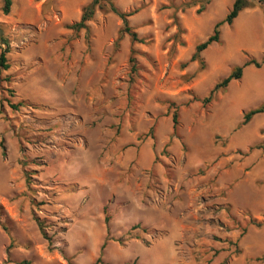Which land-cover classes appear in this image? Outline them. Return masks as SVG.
Segmentation results:
<instances>
[{
	"label": "rangeland",
	"instance_id": "rangeland-1",
	"mask_svg": "<svg viewBox=\"0 0 264 264\" xmlns=\"http://www.w3.org/2000/svg\"><path fill=\"white\" fill-rule=\"evenodd\" d=\"M90 1L12 0L5 15L0 0V264H93L104 241L108 264H264V113L242 124L264 103V64L202 101L264 56L261 6L221 27L200 69L182 64L234 0H115L138 10L143 42L112 13L66 28Z\"/></svg>",
	"mask_w": 264,
	"mask_h": 264
},
{
	"label": "trees",
	"instance_id": "trees-1",
	"mask_svg": "<svg viewBox=\"0 0 264 264\" xmlns=\"http://www.w3.org/2000/svg\"><path fill=\"white\" fill-rule=\"evenodd\" d=\"M211 0H205L204 5L208 4ZM257 2L263 12H264V0H234L231 6V9L227 13V15L218 22L215 23L212 33L202 42H199L194 49L193 54L189 58V60L182 64V67H186L189 62L199 61L200 62V69L204 68V64H201L202 61L200 60V54L202 51L207 49L211 44L213 43H220V36H221V27L224 24L232 25L233 21L239 16V14L244 11L245 9L254 7V3ZM196 0H189L181 3L182 10H185L187 8H191L196 5ZM204 5L200 6V8L197 10L199 13L203 8ZM12 7V0H3V6H2V12L5 15H8L11 12ZM96 11H101L103 13H112L122 21V26L120 28L121 34H127L129 35L132 42H143V39H141L138 36V33L135 31V29L130 25V17L133 16L138 10L134 9L132 11H124L121 9L119 5L115 2V0H91L86 5L82 7L81 15L78 21L67 24L66 28L73 30L74 32H80L82 30H89V22L93 19ZM9 52V43L7 39L2 35V30L0 27V71L2 69L8 70L10 68V64L7 61V53ZM136 51L132 48L131 49V55H130V67L132 74L138 75V72L140 70V66L137 64L135 57L133 54ZM264 64V56L261 57L260 60H257L255 58H250L246 60L242 65H235L232 67L229 74L222 78L218 83L215 84L213 89L210 91L209 95L205 98H203V103H209L211 99L214 97V94L217 90L227 87V85L233 81L238 80L242 77L244 68L250 65H254L255 67L259 68ZM195 73L191 76L194 77ZM13 108H16L13 105ZM264 113V103L255 107L251 108L248 111H246L243 115L242 124H247L251 121V119L257 115ZM173 121V131L176 132L177 125H178V114L175 112L172 116ZM31 174L27 175V182H30ZM2 211V207L0 206V213ZM109 217L106 215L105 217V223L107 224V232L109 231ZM38 227L40 229V232L42 236L48 240L51 241L50 237L48 236L46 232L45 224L37 220ZM257 226L264 225V220L262 222H256ZM139 227L138 224L133 225L132 228L135 229ZM6 230L7 228L4 227ZM146 231V230H145ZM106 246V241H104L101 245V251L98 256V258L95 260L93 264H108L105 263L102 259V251ZM13 247V240L11 239L10 244L8 245L7 249L10 250ZM19 264H28L27 261H22ZM124 264H136L135 262H126Z\"/></svg>",
	"mask_w": 264,
	"mask_h": 264
}]
</instances>
